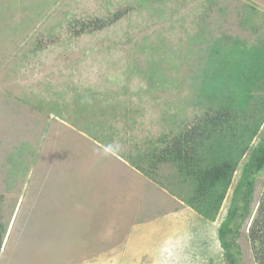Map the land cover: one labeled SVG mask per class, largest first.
<instances>
[{
    "label": "rangeland",
    "instance_id": "374dc122",
    "mask_svg": "<svg viewBox=\"0 0 264 264\" xmlns=\"http://www.w3.org/2000/svg\"><path fill=\"white\" fill-rule=\"evenodd\" d=\"M97 17L112 23L86 31ZM263 33L264 0H0V264H232L218 227L241 169L208 220L173 165L152 179L127 157L204 112L214 39ZM263 195L264 171L240 264H260L248 232Z\"/></svg>",
    "mask_w": 264,
    "mask_h": 264
},
{
    "label": "trees",
    "instance_id": "16d2710c",
    "mask_svg": "<svg viewBox=\"0 0 264 264\" xmlns=\"http://www.w3.org/2000/svg\"><path fill=\"white\" fill-rule=\"evenodd\" d=\"M120 16L115 13L113 22ZM111 23L97 17L84 27L97 30ZM203 59L207 60L197 96L204 112L181 129L161 135L147 153L127 158L152 179L162 164L173 165L182 199L208 220L216 219L240 168L228 212L218 227L223 257L240 264L237 239L252 214L257 175L264 171V135L253 143L264 122V40L248 45L238 37L214 39ZM155 75L150 74V82L157 81ZM7 228L0 221V252ZM248 237L256 260L264 264V195Z\"/></svg>",
    "mask_w": 264,
    "mask_h": 264
}]
</instances>
